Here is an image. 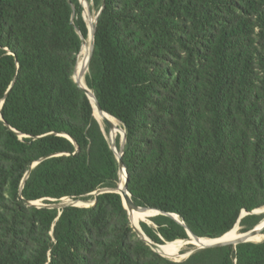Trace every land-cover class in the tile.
Here are the masks:
<instances>
[{
	"label": "trees",
	"instance_id": "1",
	"mask_svg": "<svg viewBox=\"0 0 264 264\" xmlns=\"http://www.w3.org/2000/svg\"><path fill=\"white\" fill-rule=\"evenodd\" d=\"M87 3L97 18L84 81L125 129L131 198L178 216L138 220L145 235L217 238L263 208L264 0ZM83 12L80 0H0V264H264V240L174 261L137 235L120 194L94 197L118 186L119 166L74 80ZM263 217L243 216L239 232Z\"/></svg>",
	"mask_w": 264,
	"mask_h": 264
},
{
	"label": "water",
	"instance_id": "2",
	"mask_svg": "<svg viewBox=\"0 0 264 264\" xmlns=\"http://www.w3.org/2000/svg\"><path fill=\"white\" fill-rule=\"evenodd\" d=\"M80 2L82 3V5L84 7V12H83L84 19L87 20V17H89V20H88V23H87L88 35H89V42H87V39L86 38H84L82 35H80V37H81V43H82L81 48L83 46H85V45L88 44V51H87L86 63H85L84 68L81 71V73H82V75L84 77L85 73L88 71L89 60H90V57L92 55L93 48H94L95 23H96L97 15H95L94 18H91L90 11H89V8H88L87 0H80ZM74 80L78 84V86L80 88H82L85 91V93L87 94V96L90 99V102L92 104L93 110L96 111L97 114H99V115H101L103 117L105 123L108 126L109 132L112 131V130H115V129H118L121 132V142H120L119 148H117V145H116V141H115L116 138L115 139H111V140L108 139L109 144H110V148L114 151L115 156H116L117 161H118V166H119V183H118V186L116 188H113V187H103V188H100V189L96 190L95 192H93L94 197L96 198L97 195H99L101 193H106V192H115V193L120 194V196L122 198V201H123V205H124V207L126 208V210L128 212V216H129V220H130L131 226L133 227V229L137 233V235L140 238L144 239L147 242V244L151 247V249L153 251L159 253L162 256L170 257V256H168L167 254H165L163 252V250H162L163 244L155 243V242L151 241L145 235V233L141 229L140 224H139V227H135L133 225V223H132L133 213L134 212H146V211H149L150 212V215L148 217H151V216H154V215H157V214H165V215H169V216L173 217L176 220H178V216L175 215V214L162 212V211L157 210V209L148 208V207H145V206H140V205H137V204H135L133 202V200L131 198V193L128 190V187H127V180H128L127 171H126L125 165H124V163L122 161V155H123V151H124V147H125V142H126V132H125V129L121 126L119 120H117L115 117H113L109 113L105 112L100 107V105H99V103H98V101H97L94 93L87 87L85 81H84V84H82L80 77H75V75H74ZM105 115L111 116L113 119L117 120L118 123L112 122L107 117H105ZM50 156L51 155H49L47 157H50ZM47 157H44V158H47ZM39 161L40 160L35 161V162H33L30 165L28 171L26 172V174H25V176H24V178H23V180L21 182V187L23 186L24 179L27 177L30 169L33 168L36 164H38ZM123 175H124V180L122 182ZM19 198L20 199H23L21 195H19ZM95 198L92 199V200H90V199H88V200L70 199V198H61L60 200L51 199L53 202L52 203H49V204H45V203H43V204H36L35 203L36 201H29V200H26V199H23V200H24V202L27 205H37L39 207L40 206H45V207H48V208L62 209V208L66 207V206H69V205L70 206H82V205L90 206V205H93L95 203ZM248 214H264V207L263 208L255 209V210H253L251 212L243 211L241 213V215H240L239 220L236 223L237 227H239V221H240V219L243 216L248 215ZM263 219H264V217H263ZM262 230H264V221L263 220H261L253 228H251V229H249V230H247L245 232H239V235L236 238H234V239H222V236L221 237H217V238H207V239L214 240V241H212L210 243L200 242V245L199 246H195L189 252L188 256L193 251H195L196 249H200V248L219 247V246H225V245H234L235 246V245L240 244V243L252 241L251 238H253L254 236L258 235ZM187 232H188V238L187 239H181V240L187 241V240L194 239L196 241H199L201 238H203V237H199V236L193 234L189 229H187Z\"/></svg>",
	"mask_w": 264,
	"mask_h": 264
},
{
	"label": "bare ground",
	"instance_id": "3",
	"mask_svg": "<svg viewBox=\"0 0 264 264\" xmlns=\"http://www.w3.org/2000/svg\"><path fill=\"white\" fill-rule=\"evenodd\" d=\"M88 36H89V35H88ZM88 41H89V39H88ZM84 49H87V51H88V44L85 45V46H83V47L81 48V50H84ZM81 50H80V53H81ZM86 59H87V52H86V54H85L83 57H81V58H80V55H79V58H78V60H77L76 69H75V74H74L75 77H80L82 84H84V80H85V79L83 78V75H82L81 71H82V69L84 68L83 66H85L84 63H85ZM80 73H81V74H80ZM92 100H93V99H92ZM94 114H95L96 118L98 119V121L100 122V124H101L102 126H104L103 117H102L101 115L97 114L96 111H94ZM105 117H107V118H108L109 120H111L112 122L117 123V120L113 119L111 116H109V115H105ZM115 130H116V129H115ZM115 130H112V131L109 132V133H110V140H111V139H115V134H114V131H115ZM116 144H117V143H116ZM123 180H124V175H123V177H122V182H123ZM141 213H142V212H134V213H133V220H132V223H133V225H134L135 227H139V222H140V221H138V218L142 215ZM263 221H264V219H263ZM236 227H237V225H235V227H234L233 229H231L229 232L225 233V234L222 236V239H234V238H236V237L239 235V233L236 231ZM251 239H252V238H251ZM212 241H214V240L207 239L206 237L201 238L199 241H196V240H194V239L187 240V241H183V240H181V239H176V240H174V241H170V242H166V243H164L163 246H162V250H163V252H164L165 254L170 255L171 253L176 252V251L180 248V246H182V245H186V244H188V243H191V244H193V245H197V246H199V245H200V242H203V243H210V242H212Z\"/></svg>",
	"mask_w": 264,
	"mask_h": 264
},
{
	"label": "rangeland",
	"instance_id": "4",
	"mask_svg": "<svg viewBox=\"0 0 264 264\" xmlns=\"http://www.w3.org/2000/svg\"><path fill=\"white\" fill-rule=\"evenodd\" d=\"M90 16H91V18H94V17H95V12L92 11V12L90 13ZM88 20H89V17H87V20H86L87 23H88ZM86 39H87V42H89V41H88L89 36H87ZM86 52H87V49L81 50L80 58L83 57V56L86 54ZM85 63H86V61H85ZM85 63H84V65H85ZM83 67H84V66H83ZM83 78H84V77H83ZM117 123H118V122H117ZM119 125H120V124H119ZM116 130H117V129H116ZM116 130L114 131L115 138H116ZM118 135H119V137H120V142H121V132H120V131L118 132ZM107 138L110 140V136H109V135H107ZM35 203H36V204H43L42 201H36ZM82 206H85V205H82ZM141 214H142V215L138 218V220L143 219L145 216L149 215L150 212H149V211H146V212H142ZM140 222H141V221H140ZM140 222H139V224H140ZM142 222H146V223L151 224V221H150L149 219H147V220H142ZM236 231L239 233V227H236ZM251 240L254 241V242H258V241H262V240H264V230H262L258 235L254 236ZM191 245H193V244L188 243V244H186V245H182V246H180V248L178 249V251L181 252V255L176 256V255H175L176 252H174V253L168 255V256H170V257H168V258H170V259H172V260H174V261H181V260L186 259V258L188 257L189 252L193 249V247H191ZM193 246L195 247V246H197V245H193Z\"/></svg>",
	"mask_w": 264,
	"mask_h": 264
}]
</instances>
